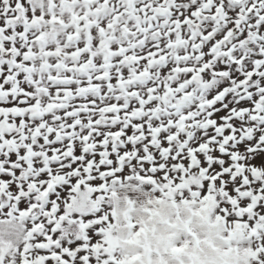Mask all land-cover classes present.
<instances>
[{"label": "snow or ice", "instance_id": "1", "mask_svg": "<svg viewBox=\"0 0 264 264\" xmlns=\"http://www.w3.org/2000/svg\"><path fill=\"white\" fill-rule=\"evenodd\" d=\"M0 264H264V0H0Z\"/></svg>", "mask_w": 264, "mask_h": 264}]
</instances>
